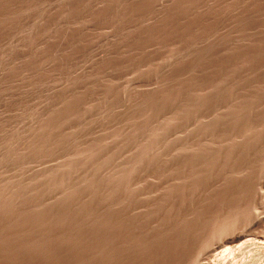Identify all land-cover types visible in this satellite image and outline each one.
<instances>
[{
    "label": "rangeland",
    "instance_id": "rangeland-1",
    "mask_svg": "<svg viewBox=\"0 0 264 264\" xmlns=\"http://www.w3.org/2000/svg\"><path fill=\"white\" fill-rule=\"evenodd\" d=\"M200 263L264 264V0H0V264Z\"/></svg>",
    "mask_w": 264,
    "mask_h": 264
},
{
    "label": "bare ground",
    "instance_id": "bare-ground-1",
    "mask_svg": "<svg viewBox=\"0 0 264 264\" xmlns=\"http://www.w3.org/2000/svg\"><path fill=\"white\" fill-rule=\"evenodd\" d=\"M209 113H210V112H209ZM209 113H208V114H209ZM109 199H110V198H109ZM237 246H238V245H237ZM235 248H236V249H238V248L240 249L241 247L238 246V247H235ZM239 249H238V250H239ZM230 250H231V249H229V250L226 249L225 252H227V251L229 252ZM233 250H234V249H233ZM223 252H224V251H223ZM224 254H226V253H224ZM224 254H222V255H224ZM224 256H225V255H224ZM202 263H203V261H202ZM200 264H201V263H200Z\"/></svg>",
    "mask_w": 264,
    "mask_h": 264
}]
</instances>
